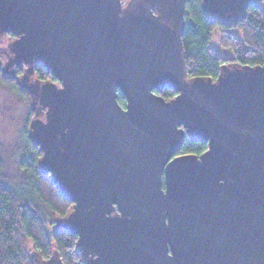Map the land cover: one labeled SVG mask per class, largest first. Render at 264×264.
Instances as JSON below:
<instances>
[{
  "label": "water",
  "instance_id": "95a60500",
  "mask_svg": "<svg viewBox=\"0 0 264 264\" xmlns=\"http://www.w3.org/2000/svg\"><path fill=\"white\" fill-rule=\"evenodd\" d=\"M263 1L201 8L238 21ZM185 2L0 0L8 66L59 84L41 83L29 137L86 264H264V65L188 77ZM185 137L205 151L175 155Z\"/></svg>",
  "mask_w": 264,
  "mask_h": 264
},
{
  "label": "trees",
  "instance_id": "16d2710c",
  "mask_svg": "<svg viewBox=\"0 0 264 264\" xmlns=\"http://www.w3.org/2000/svg\"><path fill=\"white\" fill-rule=\"evenodd\" d=\"M184 22L181 39L188 77L215 78L220 67L229 63L264 65V1L248 7L241 20L220 21L202 10L201 0H186ZM214 32L218 33V48L211 45ZM14 70V76L0 75V81L26 97L16 81L22 68L16 66ZM33 73L40 82L51 77L40 64L34 65ZM159 94L170 99L176 92L164 87ZM117 101L124 106L125 99L119 92ZM27 142V152L21 159L26 175L23 186L11 185L3 178L0 157V264H35V259H48L53 252L63 264H86L77 237L55 225L57 218L64 219L68 214L72 203L60 194L49 174L39 170L40 149L28 137ZM205 149L206 142L185 137L175 155H199ZM29 246L36 255L33 259Z\"/></svg>",
  "mask_w": 264,
  "mask_h": 264
},
{
  "label": "rangeland",
  "instance_id": "374dc122",
  "mask_svg": "<svg viewBox=\"0 0 264 264\" xmlns=\"http://www.w3.org/2000/svg\"><path fill=\"white\" fill-rule=\"evenodd\" d=\"M125 0L124 2H126ZM12 41L8 35L0 37V75L14 76V67L8 66L12 56L9 45ZM211 45L218 48V33L214 32ZM22 73L16 77L26 97H21L0 81V157L3 178L14 186H23L26 175L21 166V159L27 152L30 140V125L35 119L44 118V109L38 104V91L41 83L36 75L27 74L26 66L21 65ZM48 81V80H46ZM63 218H57L55 225H60ZM31 259L36 255L28 248Z\"/></svg>",
  "mask_w": 264,
  "mask_h": 264
},
{
  "label": "flooded vegetation",
  "instance_id": "af4514ba",
  "mask_svg": "<svg viewBox=\"0 0 264 264\" xmlns=\"http://www.w3.org/2000/svg\"><path fill=\"white\" fill-rule=\"evenodd\" d=\"M48 80L54 81L57 85H59L58 82L55 79H53L52 77H50V79H48Z\"/></svg>",
  "mask_w": 264,
  "mask_h": 264
}]
</instances>
